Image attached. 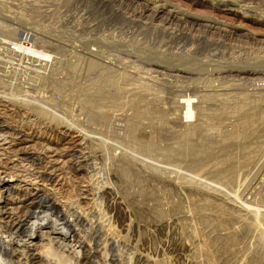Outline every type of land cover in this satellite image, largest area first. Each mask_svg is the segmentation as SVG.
<instances>
[{"label": "rangeland", "instance_id": "obj_1", "mask_svg": "<svg viewBox=\"0 0 264 264\" xmlns=\"http://www.w3.org/2000/svg\"><path fill=\"white\" fill-rule=\"evenodd\" d=\"M155 2L0 0V176L15 175L0 230L46 210L71 215L74 264H264V24ZM173 5L244 27L170 18ZM27 33L52 57H18ZM50 222L29 255L48 231L73 251Z\"/></svg>", "mask_w": 264, "mask_h": 264}, {"label": "bare ground", "instance_id": "obj_2", "mask_svg": "<svg viewBox=\"0 0 264 264\" xmlns=\"http://www.w3.org/2000/svg\"><path fill=\"white\" fill-rule=\"evenodd\" d=\"M143 1H145V2H147L148 4L149 3H151V1L153 2V4H156V2H155V0L153 1V0H143ZM191 1H193L194 3H195V5H202V6H206L207 4H208V2H210L211 3V6H212V8L213 7H222V9H219V10H221V12H223L224 14H226V15H234V16H237V17H239V16H241V17H243V18H247V17H251V19L252 18H254V21L255 22H260V24L262 23V24H264V14L263 13H255V12H249L248 11V9H246V8H243L242 6H241V3L238 1H236V0H209L208 2L206 1V0H191ZM177 2V1H176ZM146 3V4H147ZM193 3V4H194ZM174 4V3H173ZM145 5V4H144ZM167 5V4H166ZM247 5V4H246ZM169 6V5H168ZM201 6V7H202ZM163 7H165V5H158L157 6V9L155 10L156 12H158V14L161 12V10H163L162 8ZM181 7V6H180ZM179 6L178 7H176L175 5H173V8H174V10L175 11H173V10H170V11H168V16L170 17V18H178L179 16L180 17H182V18H186V19H191V20H193V21H199V22H201V23H211V25L212 24H218V23H222L221 21L222 20H224V19H222L221 20V18H219V17H217L216 15L214 16V14H210L209 13V15H207L208 14V12H205L204 10L203 11H195V10H193V9H191V8H189V9H185L184 10V8L182 7V9L180 8ZM246 7H248V6H246ZM208 8V7H207ZM170 9V8H169ZM218 9V8H217ZM145 11V10H144ZM166 11V10H165ZM251 11V10H250ZM249 12V13H248ZM152 13V12H151ZM251 13V14H250ZM255 13V15H253ZM121 14V13H120ZM165 14H166V12H165ZM212 16H214V17H212ZM169 19V18H168ZM250 19V18H249ZM221 20V21H220ZM168 21V20H167ZM223 23H225V25H227V26H230L231 28H238V30H239V28H242V27H244V25L243 24H236L235 22H232V21H229V20H227L226 21V19L223 21ZM241 23V22H240ZM243 23V22H242ZM200 24V23H199ZM211 25H209V26H211ZM205 26V25H204ZM208 26V27H209ZM214 27V26H213ZM216 27V26H215ZM207 28V27H206ZM225 28V27H224ZM213 29V28H212ZM233 30V29H232ZM233 31H235V30H233ZM26 32V31H25ZM249 32H251V31H249ZM30 33V32H29ZM257 33V32H256ZM25 34V33H24ZM32 34V33H31ZM246 34V33H245ZM255 34V33H254ZM11 36V35H10ZM9 36V37H10ZM14 36V35H13ZM245 36V35H244ZM32 37V36H31ZM34 38V37H33ZM12 40V38H9V40ZM30 39H32V38H30V34H26V36H24L23 35V39H21V40H18V39H16V42L14 43V51L13 52H15V54L17 55L18 54V57L20 56L21 58H26V57H34V58H36V57H38V58H40L41 60L43 59V61L44 60H47L48 58H50V57H52V55H47L48 53V51L47 50H45V48L43 49V47H42V45H38V44H36V43H38V41L35 43V44H31L30 43ZM10 40V41H11ZM15 40V39H14ZM34 43V42H33ZM40 44H41V42H40ZM13 45V44H12ZM7 46H9V43H8V45ZM10 49H12L11 47H10ZM35 55H37V56H35ZM55 55V54H54ZM48 57V58H47ZM37 58V59H38ZM45 58H47V59H45ZM29 59V58H28ZM50 60V59H49ZM49 62V61H48ZM45 63H46V61H45ZM189 69V68H188ZM244 70V69H243ZM245 74V73H244ZM192 97V96H191ZM204 100V99H203ZM27 105V104H26ZM25 105V106H26ZM29 105V104H28ZM183 105H184V109H185V121L184 122H186L187 120H192V118H194L195 117V115H196V111H195V107H196V109H198L197 108V106L198 105H196V104H194V100L192 99V98H189V99H186V101H185V103H183ZM183 105H182V107H183ZM196 105V106H195ZM199 106H200V104H199ZM198 106V107H199ZM31 108L32 109H34V110H36V109H39V107L36 105H32L31 106ZM201 110H203V109H201ZM204 111V110H203ZM40 112H42V111H40ZM205 112V111H204ZM203 113V112H202ZM201 113V114H202ZM206 113V112H205ZM44 114H46L45 112H42V115H44ZM50 115H51V113H50ZM183 115V114H182ZM47 117H49V116H46V118ZM201 117H203V116H201ZM204 119V118H203ZM50 120H51V118H50ZM189 121H187V123H188ZM191 122V121H190ZM190 122H189V124H190ZM203 122V121H202ZM195 123V122H194ZM184 124H186V123H184ZM186 125H188V124H186ZM188 126H190V125H188ZM187 126V127H188ZM192 126V125H191ZM193 126H195V125H193ZM195 127H197V126H195ZM194 127V128H195ZM194 131V130H193ZM178 144V143H177ZM183 147V146H182ZM41 157V156H40ZM13 170H15V171H17V169H14V168H12ZM6 171V170H5ZM8 172V171H7ZM13 172V171H12ZM6 173V172H5ZM15 174H17V172L15 173ZM22 175V174H21ZM20 175V176H21ZM16 176H19V175H16ZM18 178V177H17ZM26 178V177H25ZM48 179L50 180V178L48 177ZM15 180V175H14V173H7L5 176H0V186H1V184L2 185H5V184H12V182ZM16 180H18V179H16ZM27 180V179H26ZM43 180V179H42ZM46 180V179H45ZM20 181V180H19ZM21 181H23V180H21ZM30 181V180H29ZM51 181V180H50ZM24 182V181H23ZM26 182V181H25ZM33 182H34V180H33ZM43 182H44V180H43ZM54 182V181H53ZM27 183H29V182H27ZM31 183H32V180H31ZM36 183V182H35ZM37 183H38V181H37ZM45 183V182H44ZM16 184V183H15ZM14 184V185H15ZM18 184V183H17ZM24 184V183H23ZM22 184V185H23ZM41 184V183H40ZM32 185V184H31ZM30 185V186H31ZM39 185V184H38ZM51 185V184H50ZM53 185V184H52ZM18 186V185H17ZM24 186V185H23ZM26 187H27V185H25ZM24 186V187H25ZM38 186H36V188H37ZM43 187V186H42ZM46 187V186H45ZM1 188V187H0ZM4 188V187H3ZM48 188H52V187H48ZM2 189V188H1ZM1 189H0V200H1V198H3V197H5V194L6 193H8L7 192V190H6V192H4L3 190L1 191ZM20 189H22V188H20ZM42 189V188H41ZM47 189V188H46ZM54 189V188H53ZM32 190V189H31ZM34 190V189H33ZM36 190V189H35ZM37 190H38V188H37ZM48 190V189H47ZM50 190H52V189H50ZM56 190V189H55ZM9 191V194H7L8 196L9 195H11V190H8ZM13 191V190H12ZM16 191V190H15ZM14 191V192H15ZM30 192V191H29ZM39 192V191H38ZM50 192V191H49ZM53 192V191H52ZM57 192V191H56ZM44 193V192H43ZM47 193V192H46ZM45 193V194H46ZM12 194H13V192H12ZM16 194V193H15ZM47 194H49V193H47ZM56 194H58V193H56ZM6 195V196H7ZM53 195H54V193H53ZM14 196V195H13ZM16 196V195H15ZM43 196V197H42ZM47 196V195H46ZM45 195H41V197H42V199L40 200L41 201V203H49L50 202V199L48 198V196L46 197ZM51 196V195H50ZM49 196V197H50ZM11 197V196H10ZM19 197V196H18ZM37 197H38V195H37ZM52 198V197H51ZM53 198H57V196L56 197H53ZM12 198H10V200H11ZM13 199H15V198H13ZM61 199V198H60ZM59 199V200H60ZM6 200V199H5ZM16 200H17V198H16ZM23 200V199H22ZM33 200V199H32ZM56 200V199H55ZM57 200H58V198H57ZM64 200V199H63ZM2 201V200H1ZM13 201V200H12ZM23 201H25V200H23ZM37 201V200H36ZM43 201V202H42ZM53 201V200H52ZM15 202V201H14ZM35 202V201H34ZM56 202V201H55ZM60 202L61 201H59L58 202V204H59V206H60ZM37 203H38V201H37ZM64 202H61V204H63ZM66 203H69V202H66ZM31 204V203H30ZM33 204V203H32ZM38 204H40V203H38ZM55 204V203H54ZM53 204V205H54ZM58 204H56V205H58ZM41 205V204H40ZM56 205H54V207L56 208ZM66 205V204H65ZM71 205V204H70ZM5 206V205H4ZM29 206V205H28ZM46 206V205H45ZM43 207V206H42ZM58 207V206H57ZM2 208V207H1ZM5 208V207H4ZM10 208V207H9ZM31 209V208H30ZM2 210V209H1ZM11 210V209H10ZM36 210V209H35ZM37 210H38V208H37ZM55 210V209H54ZM4 211V210H3ZM5 211H7V210H5ZM30 212H31V210H30ZM52 212V211H51ZM4 213V212H3ZM32 215H31V217L29 218L28 217V220H23L22 222H21V224H18L17 222V224L19 225V227H18V231H15V233H12V229H11V233L10 232H8L9 231V228H8V226L6 227V229H4L3 228V226L1 227V228H3V229H1L0 230V264H29V263H27V262H30L29 260L31 259V258H34V259H38L37 260V264H74V263H79V261H80V258H81V256H82V254H83V248H84V241H81V240H77V243H75V244H73V241H75L74 239H75V232H76V230H75V228H73L72 229V226H71V224H70V221H71V215L69 216V214L68 215H66V216H62V215H60V217L59 216H52L51 215V213L49 214V212H46V210H42L41 212L40 211H38V212H36V211H34V210H32ZM53 213V212H52ZM2 214V213H1ZM8 214V213H7ZM1 217V216H0ZM6 217V216H5ZM8 217V216H7ZM21 217V216H20ZM26 217V216H25ZM20 219V218H19ZM23 218H21L20 220H22ZM73 220V219H72ZM3 221H4V219H3ZM2 221V222H3ZM6 221V220H5ZM19 221V220H18ZM48 221V222H47ZM49 221H51L50 223L52 224V226H53V228H51V229H54V231H55V228L56 229H59V233H60V235H62V237L64 238V239H66L67 241H68V244H66V245H68V246H70L69 248H72L73 249V251L70 253V254H67L66 255V253L65 252H61V251H57V249H55V246L53 247L52 245H53V243L52 242H47L48 240H50L49 239V237H51L50 236V234H51V232H49L46 228V230L48 231V233H50L49 235L48 234H46L47 233V231H46V233H44V234H46V235H44V238L46 237H48V239H47V241L46 240H44V242L45 243H48L47 245H45L44 246V248H43V250L41 251L40 249V251L38 250L37 252H41V254H38V255H35L34 253L32 254V253H30V255L28 254V251H32V249H34L35 250V246H38V243H37V241H34V238H38L40 235L41 236H43V234H38L39 232L38 231H40L41 229L40 228H44L43 227V225H45L46 223H49ZM8 221H6V223H7ZM45 222V223H44ZM44 223V224H43ZM2 224V223H1ZM51 224H49V225H51ZM3 225V224H2ZM74 225V224H73ZM46 226V225H45ZM51 226V227H52ZM12 227V226H11ZM50 227V226H49ZM13 228V227H12ZM39 228V230H37ZM50 229V230H51ZM16 230V229H15ZM52 231V230H51ZM56 231H58V230H56ZM6 232H8V235L6 234ZM41 232V231H40ZM42 232H43V230H42ZM45 232V231H44ZM53 233V232H52ZM58 233V234H59ZM54 235V234H53ZM60 235H58V236H60ZM77 237V236H76ZM42 238V237H41ZM60 238V237H59ZM58 238V239H59ZM54 238H52V240H53ZM56 239V238H55ZM55 239H54V241H55ZM61 239V238H60ZM37 240H39V239H37ZM52 240H50V241H52ZM53 241V242H54ZM60 241V240H59ZM58 241V243H60ZM65 241V240H64ZM39 242V241H38ZM40 242H41V240H40ZM39 242V243H40ZM91 242V241H90ZM64 243V242H63ZM42 244L44 245V243H41V245L40 246H42ZM52 244V245H51ZM89 244H91V243H89ZM15 246V249H17V250H15V249H13L14 248V246ZM60 245H62V242L60 243ZM18 246H20V247H18ZM90 246V245H89ZM17 247V248H16ZM38 248H40V247H38ZM57 248V247H56ZM12 249H13V251H12ZM18 249H20V250H18ZM93 249V248H92ZM105 249H106V247H105ZM59 250H61V247L59 248ZM109 251V250H108ZM7 252H10L11 253V255L10 254H8ZM16 252H18V253H16ZM34 252V251H33ZM18 254V255H17ZM103 254V253H102ZM104 254H107V251L105 252L104 251ZM104 256V255H103ZM106 256V255H105ZM17 259H16V258ZM16 260H15V259ZM23 259H27L26 261H23ZM104 259H106V258H104ZM106 261V260H105ZM104 261V262H105ZM32 262V261H31ZM31 264V263H30Z\"/></svg>", "mask_w": 264, "mask_h": 264}]
</instances>
